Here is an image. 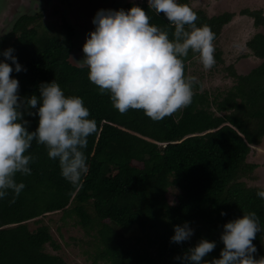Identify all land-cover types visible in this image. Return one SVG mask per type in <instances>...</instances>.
<instances>
[{
	"label": "trees",
	"instance_id": "trees-1",
	"mask_svg": "<svg viewBox=\"0 0 264 264\" xmlns=\"http://www.w3.org/2000/svg\"><path fill=\"white\" fill-rule=\"evenodd\" d=\"M122 12L89 64L65 19L32 27L42 12L24 13L0 36V264H67L46 252L59 248L47 226L27 225L56 212L102 264H264V191L244 181L264 137L263 10L239 11L262 29L246 42L262 62L229 65L235 83L215 94L188 69L234 13L189 0Z\"/></svg>",
	"mask_w": 264,
	"mask_h": 264
},
{
	"label": "rangeland",
	"instance_id": "rangeland-1",
	"mask_svg": "<svg viewBox=\"0 0 264 264\" xmlns=\"http://www.w3.org/2000/svg\"><path fill=\"white\" fill-rule=\"evenodd\" d=\"M145 1L152 2V0H47L39 7L35 6L36 10H32L28 15L42 12L43 18L33 23L32 27L39 25L41 21L46 25L57 23L60 26L62 19H65L70 26L84 27L87 24L94 34L109 19L119 17L127 3L138 6ZM105 4L113 6L114 12L107 13L108 6ZM189 6L208 16H216L223 12L234 13V17L223 27L218 39L207 47L202 56L197 58L188 69L189 81L199 85L200 90L211 94L223 92L235 83L227 78L229 65H233L237 73L244 75L262 62L255 59L246 47V42L258 31L262 32V29H255L252 19L239 15V11L247 8L261 9L264 12V0H189ZM117 9L119 11H116ZM11 28V23L4 24L0 36L8 34ZM217 55L220 60L216 58ZM92 59L93 55L87 56L86 50L85 56L79 55L78 62L89 64ZM247 162L256 165L253 172L256 178L244 181L248 186L264 190V137L258 146L252 148ZM27 225L31 231L42 225L47 226L54 243L59 248L54 250L47 244L46 252L59 255L67 264H102L95 259L96 247H98L95 240L80 226L74 224V218L65 217L62 212H56L35 221H29Z\"/></svg>",
	"mask_w": 264,
	"mask_h": 264
},
{
	"label": "flooded vegetation",
	"instance_id": "flooded-vegetation-1",
	"mask_svg": "<svg viewBox=\"0 0 264 264\" xmlns=\"http://www.w3.org/2000/svg\"><path fill=\"white\" fill-rule=\"evenodd\" d=\"M47 0H2L0 4V32L4 29V24H13V18L19 17L22 12L26 13L27 10L31 12L32 10H36V7H39L42 3ZM109 1V0H106ZM106 5V4H105ZM108 12L113 13L114 8L110 4H107ZM116 11H119L117 9ZM4 21V24H3ZM74 29V47L76 50L80 52L82 56H85L87 50V56L94 55V47H93V33L89 29L88 25L85 24L82 26H71ZM77 27V29H75ZM2 36V35H1ZM86 45V46H85ZM82 50L85 51L83 54Z\"/></svg>",
	"mask_w": 264,
	"mask_h": 264
},
{
	"label": "clouds",
	"instance_id": "clouds-1",
	"mask_svg": "<svg viewBox=\"0 0 264 264\" xmlns=\"http://www.w3.org/2000/svg\"><path fill=\"white\" fill-rule=\"evenodd\" d=\"M1 1H2V0H1ZM26 13H30L29 10H27ZM23 14H24V12H22V13L20 14V16H22ZM33 15H34V13H33ZM20 16H19V17H20ZM17 18H18V17H17ZM17 18H13V19H14V20L12 21L13 24L16 22ZM13 24H12V26H13ZM11 30H12V28H11ZM94 36H95V33L93 34V37H94ZM93 39H94V38H93ZM93 41H94V40H93ZM93 44H94V42H93ZM263 191H264V190H263Z\"/></svg>",
	"mask_w": 264,
	"mask_h": 264
},
{
	"label": "water",
	"instance_id": "water-1",
	"mask_svg": "<svg viewBox=\"0 0 264 264\" xmlns=\"http://www.w3.org/2000/svg\"><path fill=\"white\" fill-rule=\"evenodd\" d=\"M0 4H1V0H0ZM14 20V19H13ZM82 52H83V54L85 53V51L84 50H82Z\"/></svg>",
	"mask_w": 264,
	"mask_h": 264
}]
</instances>
